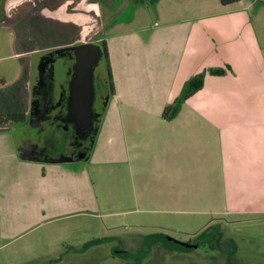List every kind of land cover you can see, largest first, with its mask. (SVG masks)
Masks as SVG:
<instances>
[{"label":"rangeland","instance_id":"obj_1","mask_svg":"<svg viewBox=\"0 0 264 264\" xmlns=\"http://www.w3.org/2000/svg\"><path fill=\"white\" fill-rule=\"evenodd\" d=\"M3 9L0 115L31 112L38 125L49 108L41 109L39 104L33 110L30 72L36 53L71 44L99 45L115 31L164 22L159 18L162 11L194 22L195 39L201 45L194 47L193 57L198 51L199 58L208 55L209 27H217L216 22L228 31L234 47H246L254 60L264 56V0L226 6L219 0H6ZM236 32L242 34L243 45L240 37H231ZM68 55L72 54L42 56L38 63ZM101 58L98 74L104 81L103 54ZM224 73L222 64L205 66L192 79ZM200 100H184L170 118L175 122L168 125L156 120L146 125L141 117H130L125 139L131 160L101 169L90 166L100 207L46 222L9 243L0 239V264H264V211H228L218 194L216 146L221 131L216 140L208 121L186 112L177 115L189 106L207 109L208 103ZM61 128L44 131L41 137L49 138V144L30 158H46L41 152L54 148V157L61 149L66 151L68 135ZM13 131L16 140L19 134ZM210 230L214 237L204 236Z\"/></svg>","mask_w":264,"mask_h":264},{"label":"crops","instance_id":"obj_2","mask_svg":"<svg viewBox=\"0 0 264 264\" xmlns=\"http://www.w3.org/2000/svg\"><path fill=\"white\" fill-rule=\"evenodd\" d=\"M159 18L164 22L150 21L108 35L114 90L92 150L81 163L20 156L14 127L0 122V239L5 243L46 222L100 207L89 169L131 160L125 139L130 117H141L146 125L154 120L165 125L175 122L176 118H163L164 107L175 101L200 68L221 64L226 74H209L201 88L185 99L200 97L208 103L207 109L189 106L177 115L186 112L208 121L216 140L221 131L216 150L223 207L233 212L264 211V56L254 60L246 47H234L228 31L216 22L218 28L209 27L208 55L199 58L198 51L193 57L200 44L194 22L163 11ZM231 37H240L243 45L242 34Z\"/></svg>","mask_w":264,"mask_h":264},{"label":"flooded vegetation","instance_id":"obj_3","mask_svg":"<svg viewBox=\"0 0 264 264\" xmlns=\"http://www.w3.org/2000/svg\"><path fill=\"white\" fill-rule=\"evenodd\" d=\"M71 45L76 46L79 44ZM99 46H101V43ZM70 47H62L60 49ZM67 53H71L72 55H68L56 62L53 61L40 64L38 62L41 57H35V61L33 63L31 62V68L34 67L33 72H30L31 74L33 73L31 77V87L32 92H34L33 110L40 104L41 109L48 107L50 112L49 109L44 110V112L47 113L45 117L41 118V124L39 125L34 121L36 117L30 116L31 112H24L25 115L19 121L10 122L14 129L17 130V134H19L16 137L18 153L25 158H30V154L33 153L39 154L40 150L38 151V149L40 146L49 144L47 140L49 138L42 139L41 134L48 128H57V126H61V129L68 135L69 146L66 151L61 149V151L56 154V157L53 156L55 148L49 151V153L48 150L41 152L44 154L43 156L46 157L42 158L43 160L50 159L75 163L78 162L79 159L88 157L92 150L108 98L112 94L109 81L107 80V70L105 80L101 81V77L98 74L99 66H97L94 78L95 98L92 105L93 122L89 134L82 137L77 132L75 123L69 121L66 117L70 100L69 83L73 74L74 55L70 51L57 53ZM21 112L23 113V111ZM49 154L52 155V157H48Z\"/></svg>","mask_w":264,"mask_h":264},{"label":"water","instance_id":"obj_4","mask_svg":"<svg viewBox=\"0 0 264 264\" xmlns=\"http://www.w3.org/2000/svg\"><path fill=\"white\" fill-rule=\"evenodd\" d=\"M65 51H70L74 55L73 74L69 83L70 100L66 117L75 123L80 136L85 137L89 134L93 122L94 78L104 52L101 46L87 42L70 48L36 53L34 56L39 58Z\"/></svg>","mask_w":264,"mask_h":264},{"label":"trees","instance_id":"obj_5","mask_svg":"<svg viewBox=\"0 0 264 264\" xmlns=\"http://www.w3.org/2000/svg\"><path fill=\"white\" fill-rule=\"evenodd\" d=\"M238 1L239 0H220V3L225 5V4H230V3H234V2H238ZM5 2H6V0H2L0 2V13L2 11H4L3 6H4ZM101 46L103 47L104 59H105V63H106L107 80L109 81L111 92H113L114 88H113L112 78H111V69H110L109 62H108V51H107L106 40H104V39L101 40ZM200 77H202V76H200ZM195 79H191L188 82V84L185 85V88L183 89V91L175 99V101H174L175 103L174 104H168V105H166L164 107V110H163V113H162L163 118L170 119L172 116H174L176 114L177 110L179 109L181 103L186 98H188V96H190L191 94H193L194 92H196L197 90H199L201 88L203 80H201V79L195 80ZM24 115H25L24 112L23 113L22 112L5 113V114L0 115V122H2V123L17 122ZM212 231L211 230L210 231H206L204 233V236H206V237H214V233L215 232H212ZM156 235H161L163 237V239L164 238H168L166 235H164V234L162 235L161 233H156ZM169 239H171V238H169Z\"/></svg>","mask_w":264,"mask_h":264}]
</instances>
